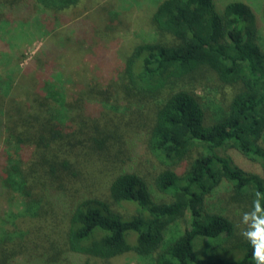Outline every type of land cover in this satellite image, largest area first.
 <instances>
[{
	"label": "trees",
	"instance_id": "1",
	"mask_svg": "<svg viewBox=\"0 0 264 264\" xmlns=\"http://www.w3.org/2000/svg\"><path fill=\"white\" fill-rule=\"evenodd\" d=\"M82 1L0 0V264L127 253L140 264H255L239 235L264 194V48L250 6L152 0L156 37L130 53L78 49L69 65L63 41L48 40L21 70L17 39L81 24L71 12ZM206 89L221 100L205 101ZM140 154L153 174L136 166ZM85 176L108 177V195L76 188Z\"/></svg>",
	"mask_w": 264,
	"mask_h": 264
},
{
	"label": "rangeland",
	"instance_id": "2",
	"mask_svg": "<svg viewBox=\"0 0 264 264\" xmlns=\"http://www.w3.org/2000/svg\"><path fill=\"white\" fill-rule=\"evenodd\" d=\"M215 1L219 7H223V5H225L227 2V0ZM243 1L250 6L253 12L259 43L264 48V20L262 17L263 0ZM154 7L155 5L152 0H83L80 6L71 12L72 15L75 13L76 18H86V20H84L81 24H77L75 23L76 21H73L72 28L68 30L61 29V33H58L56 36H54V33L39 38L37 36H28L25 39H17L19 44L15 47V51L20 52V56L18 55L21 57L19 61V67L21 70H23L28 64H30L34 60L36 52L40 50L44 42L48 40L49 43H55L60 40L63 41L64 50L60 55L57 56L64 60L62 62H66L69 65H77L81 62V58L79 57L81 55L77 54L78 49H88L91 50L90 55H96L93 54V50L95 48L100 49L101 47L100 50L107 49L111 51L114 56H117V58L120 55H126L131 52L136 44L151 40L153 37H156L153 28L150 25L149 19L150 13ZM68 13L69 12H67L66 20H64L62 24L67 22H70V25L72 24V20H68ZM81 13L83 16L79 15ZM76 14L79 16H76ZM72 19L75 20L73 17ZM31 29H33V27H31ZM87 34H90V37H93L95 40L94 44H92L94 47H88V44L86 43L87 41L85 40ZM94 36L97 39L94 38ZM3 44L5 46L6 43L3 42ZM85 54L87 53L84 51L82 56H85ZM100 68H102V66L98 67V69ZM8 70L9 66H3L0 64V73H8ZM17 70L18 68L15 69V71ZM71 90L74 91V89ZM220 93L221 90H217V94L210 89L202 91L198 90V94L203 96L205 101L209 99L214 100L215 98V100H221L219 98ZM118 110H121L120 107H118ZM114 112L115 111H112V113ZM116 114L121 113L120 111H116ZM228 153L241 167L248 171L257 172L260 174L261 170L258 163L248 160L234 149H229ZM136 164V166L141 171H143V173L151 175L156 171L155 163L153 164L146 154H140ZM107 178L108 177H100V179H97L96 177L85 176L77 182L78 184L76 188L85 187L87 188V191L93 192L100 196H105L108 195ZM223 191L224 189L222 188L221 192ZM116 207L119 210H124L123 207ZM19 223L21 227L28 228L27 222L20 221ZM91 264L104 263L102 260H92ZM109 264L140 263L138 257L134 253H127L115 260H111Z\"/></svg>",
	"mask_w": 264,
	"mask_h": 264
},
{
	"label": "clouds",
	"instance_id": "3",
	"mask_svg": "<svg viewBox=\"0 0 264 264\" xmlns=\"http://www.w3.org/2000/svg\"><path fill=\"white\" fill-rule=\"evenodd\" d=\"M252 209L243 213L240 224L244 225L239 235L252 247V259L255 264H264V194L257 192Z\"/></svg>",
	"mask_w": 264,
	"mask_h": 264
}]
</instances>
